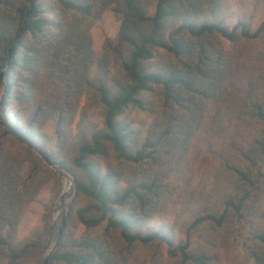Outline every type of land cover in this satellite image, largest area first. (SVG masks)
Wrapping results in <instances>:
<instances>
[{"label": "trees", "instance_id": "trees-1", "mask_svg": "<svg viewBox=\"0 0 264 264\" xmlns=\"http://www.w3.org/2000/svg\"><path fill=\"white\" fill-rule=\"evenodd\" d=\"M226 1L0 0V264H42L53 240L50 264H132L141 246L147 264H220L226 244L264 264V19L232 23ZM113 5L120 30L99 57L92 27ZM249 42L260 60L246 78ZM229 111L245 127L228 140ZM203 133L226 140L209 189L190 167ZM47 161L74 180L63 231L48 205L17 241L57 177Z\"/></svg>", "mask_w": 264, "mask_h": 264}, {"label": "rangeland", "instance_id": "rangeland-1", "mask_svg": "<svg viewBox=\"0 0 264 264\" xmlns=\"http://www.w3.org/2000/svg\"><path fill=\"white\" fill-rule=\"evenodd\" d=\"M117 6L109 7L100 19L92 27V36L94 49L99 57L104 54V45L107 38L115 39L120 30V20L116 10ZM226 12L231 17L230 22L234 23L240 19L253 20L254 26H257L264 19V0H227ZM260 46L258 43L249 42L243 51L241 67L244 76L248 78L249 74L259 65ZM97 65H95L96 68ZM244 77V78H245ZM85 99L82 100L80 109L84 106ZM135 119H148L145 114L137 111L132 112ZM232 115V116H231ZM80 113L78 114L74 129L80 130ZM225 123V138L228 140L231 136L243 134L245 123H241L233 111H229ZM90 124H101V115L98 110H93L89 116ZM50 134L54 131V124L50 123L47 127ZM215 139L209 143L203 133L192 149L190 155V167L194 169L195 182L200 184L201 188L209 189L216 179L218 167L220 166V151L224 148L225 141ZM115 163L113 154L106 157H100L96 160V165L106 171L109 166ZM28 164V168H29ZM57 177L48 181L36 198L28 205L17 230V241H21L44 226V215L48 205L52 206V222L55 224V231L61 228L63 213L68 211V203L74 197V187L70 177L62 175L54 167H51ZM65 216V215H64ZM167 220L170 214L166 215ZM83 227L79 229L81 233ZM55 240L52 241L53 244ZM220 264H254L247 251L239 244H226L220 248ZM151 257V251L148 248L140 247L133 256L132 264H147ZM32 264V263H30ZM164 264H177L174 258L166 255Z\"/></svg>", "mask_w": 264, "mask_h": 264}, {"label": "water", "instance_id": "water-1", "mask_svg": "<svg viewBox=\"0 0 264 264\" xmlns=\"http://www.w3.org/2000/svg\"><path fill=\"white\" fill-rule=\"evenodd\" d=\"M29 13H30V10L27 12V16H29ZM2 77H3V75H2ZM1 104H3V100H1ZM48 163H49V165L51 166V167H54L59 173H61L62 175L64 174L65 176H68V177H70L71 178V180H72V183H73V186H74V180H73V176L69 173V172H67V171H65V170H63V169H61L57 164H52V163H50L49 161H47ZM74 195H75V192H74ZM74 198V197H73ZM72 198V199H73ZM68 206H69V203H68ZM67 206V207H68ZM64 219V218H63ZM62 231H63V228L61 227L60 228V235H61V233H62ZM57 245H58V240H56L53 244H51L50 245V247L48 248V250L46 251V253H45V258H44V261H43V263L42 264H50V256H51V254L53 253V251H54V249L57 247Z\"/></svg>", "mask_w": 264, "mask_h": 264}]
</instances>
